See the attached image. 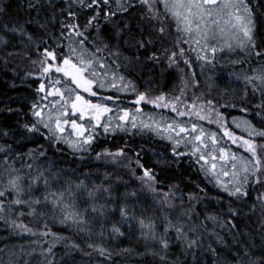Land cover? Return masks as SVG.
<instances>
[{
    "label": "snow or ice",
    "instance_id": "1",
    "mask_svg": "<svg viewBox=\"0 0 264 264\" xmlns=\"http://www.w3.org/2000/svg\"><path fill=\"white\" fill-rule=\"evenodd\" d=\"M225 49L248 65L230 73L243 81L239 104L196 97L181 110L180 96L167 99L166 78L180 77L183 96L199 85L194 63L215 67ZM17 59L38 86L28 119L0 126V222L29 243L4 244L0 264H56L57 245L62 264H264V0H0V64L16 72ZM133 74L160 77L150 88L160 94L139 92ZM106 88L222 136L176 120L161 131L140 108L113 113L105 101L120 97ZM237 107L257 124L219 110ZM153 125L170 145L150 163L141 145H100Z\"/></svg>",
    "mask_w": 264,
    "mask_h": 264
},
{
    "label": "trees",
    "instance_id": "2",
    "mask_svg": "<svg viewBox=\"0 0 264 264\" xmlns=\"http://www.w3.org/2000/svg\"><path fill=\"white\" fill-rule=\"evenodd\" d=\"M14 7V6H13ZM125 55H131V53L126 52ZM220 56V57H219ZM35 58V57H33ZM230 58H235V56H229L227 49L225 53L221 54L217 52V59L215 62V67L205 66L201 69L200 64L202 62L194 63L190 71H195V79L199 81L198 86L189 84L184 91V95L181 96L179 91H174V89L184 88V85L181 84L180 77L178 75H173L172 77L166 78L163 81V87L161 91L167 94V99L171 100L175 96H180L181 103L178 105L181 110H185V106L191 110V104L196 97H201V100L197 101V105L201 104L204 99H213L219 102V104L226 103H237L239 104L241 89L243 86L242 80H236L234 76L230 73L241 72L242 70L248 69V65H233L229 62ZM13 65L16 66L17 71L13 72L12 68H5L3 64H0V126L9 127L14 125L16 121H23L28 119V116H25L24 113H28L29 106L33 99L36 98L35 88L38 86V81L34 77H25V71L27 70L26 63L21 62L19 59L13 61ZM121 72H124V69H120ZM127 74V73H126ZM251 75L252 73L249 72ZM137 86L139 92H147V95L150 98H154L159 95L160 92L150 90L156 87V84L161 83V78L155 77V84L149 85L147 81L150 79L148 75L141 74L136 76L135 74L130 77ZM117 87H120L119 81H117ZM227 90V91H225ZM86 97L98 102L100 97H91L88 93H83ZM102 96H119V101H105L108 105L116 107V104H119L120 107L135 109H142L144 116L152 118L150 120L154 121L155 118H166L174 119L178 122H185L189 125L195 122L198 124L203 123L204 125L212 126L214 129H218L212 123L208 121H201L196 118L194 115L190 116H178L175 112L171 111V107H156L153 104H147L146 102H141V104L136 105L135 99L137 93L131 91L127 92H117L113 88H106L101 90ZM258 102V99L257 101ZM251 107V105H248ZM19 109V112L9 113L5 111L7 108ZM220 111L225 112V115L228 116L229 120L231 117L235 116L237 118H247L252 120L253 124H257L258 118L253 117L252 115H247L239 110V107L233 108H221ZM186 124V125H187ZM153 129H143L142 131L132 132L126 134L124 132H117L114 135L108 136L107 139L101 138L100 145L106 146L109 148H115L118 145H122L124 142H128L133 145H141L145 148L144 159L151 162L152 152L150 150L155 149L160 153H164L165 149L170 145V142L165 138L162 139L157 132ZM163 131V128H161ZM220 131V130H219ZM135 133V134H132ZM165 137L167 133H164ZM227 145L230 144L226 139ZM230 147L238 148L236 145ZM183 149V145H182ZM187 151V149H183ZM242 151V148H238L234 151ZM51 156L52 153L50 152ZM67 158V157H65ZM185 166H187V161H185ZM198 211H203L202 208H198ZM211 226V225H210ZM253 226H255L253 224ZM54 231H57L58 228H54ZM68 234V233H65ZM36 239V237H32ZM51 239L50 237L48 238ZM29 238L27 236H16L10 235L3 227L2 222H0V247H3L4 244H7L9 247L24 245L28 246ZM46 246V245H45ZM87 250V249H85ZM56 253V264H62L61 256L64 251L62 245H57L54 249ZM79 254H77V259L79 260Z\"/></svg>",
    "mask_w": 264,
    "mask_h": 264
},
{
    "label": "rangeland",
    "instance_id": "3",
    "mask_svg": "<svg viewBox=\"0 0 264 264\" xmlns=\"http://www.w3.org/2000/svg\"><path fill=\"white\" fill-rule=\"evenodd\" d=\"M227 39H228V37L225 36V37L220 41V43H221V44H224V43L227 41ZM228 55H229V56H235L234 54H231V53H228ZM219 57H220V56H219ZM82 94H83V93H82ZM83 95L85 96V94H83ZM85 98H86V99H90V98H88V97H86V96H85ZM50 99H51V98H50ZM91 100H92V99H91ZM92 101H93V103L96 102V101H94V100H92ZM109 107H112V108H113V113L116 112V107L111 106V105H109ZM128 109H129V108H128ZM135 109H136V108H135ZM135 109H131L132 112H131L130 114L135 113ZM110 115H111V114H110ZM195 117H196V116H195ZM196 118H198V117H196ZM139 119H142V120H144V121L147 122V123H152V120H150V119H148V117L144 116V113H142V112H141V114H140ZM151 119H152V118H151ZM243 119H245V118H242V117L238 118V122L242 123V122H243ZM173 120H174V119H166V118H163V117H160L159 119H158V118H155V119H154L155 122H157V123H159V124L162 125V128H163L164 125H166V124H168V123H172ZM177 122H178V121H177ZM186 124H187V123H185V126L188 127V128L190 129V126H191V125H189V124L186 125ZM200 125L203 126V128L205 129L206 132H210V131H218V135H221V136H222V132H223L222 129H220V131H219L218 129H214L212 126L204 125L203 123H201ZM212 125H215V126L217 127V125L214 124V123H212ZM229 127H230L233 131H235V132L237 133V135H241V134H243V135H247L246 133H243V132H242V129H236L235 126L232 125L231 123L229 124ZM217 128H218V127H217ZM188 138L190 139L191 137H188ZM226 139H227V138H223V139L221 140V146L227 144ZM228 142H230V141H228ZM227 146H229V147L232 146L231 142H230V144L227 145ZM236 147L239 148L238 145H236ZM238 148L230 147V149H231L232 151H234V150H236V149H238ZM237 153H238V155H239L240 153H242V151L239 150Z\"/></svg>",
    "mask_w": 264,
    "mask_h": 264
}]
</instances>
